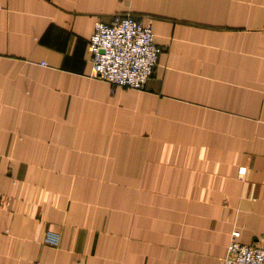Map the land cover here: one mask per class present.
<instances>
[{
	"label": "crops",
	"instance_id": "crops-1",
	"mask_svg": "<svg viewBox=\"0 0 264 264\" xmlns=\"http://www.w3.org/2000/svg\"><path fill=\"white\" fill-rule=\"evenodd\" d=\"M0 5V264H220L234 232L264 241V0ZM120 15L162 49L143 90L90 78Z\"/></svg>",
	"mask_w": 264,
	"mask_h": 264
},
{
	"label": "built area",
	"instance_id": "built-area-1",
	"mask_svg": "<svg viewBox=\"0 0 264 264\" xmlns=\"http://www.w3.org/2000/svg\"><path fill=\"white\" fill-rule=\"evenodd\" d=\"M89 52L90 78L113 87L143 90L155 74L162 49L149 21H140L132 15H120L110 24L96 23ZM240 238V232L232 234L228 256L220 264H264V241L256 246H248Z\"/></svg>",
	"mask_w": 264,
	"mask_h": 264
}]
</instances>
